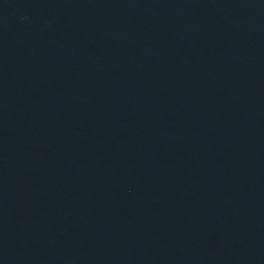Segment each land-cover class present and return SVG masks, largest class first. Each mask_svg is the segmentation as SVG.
Segmentation results:
<instances>
[{"label":"water","instance_id":"water-1","mask_svg":"<svg viewBox=\"0 0 264 264\" xmlns=\"http://www.w3.org/2000/svg\"><path fill=\"white\" fill-rule=\"evenodd\" d=\"M0 264H264V0H0Z\"/></svg>","mask_w":264,"mask_h":264}]
</instances>
